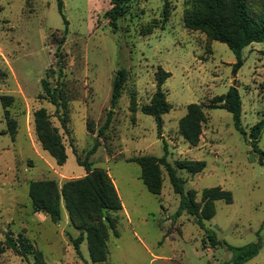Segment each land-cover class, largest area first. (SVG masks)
Wrapping results in <instances>:
<instances>
[{
	"label": "rangeland",
	"instance_id": "rangeland-1",
	"mask_svg": "<svg viewBox=\"0 0 264 264\" xmlns=\"http://www.w3.org/2000/svg\"><path fill=\"white\" fill-rule=\"evenodd\" d=\"M61 1L68 22L65 32L57 0H0V95L11 96L7 109L16 120L13 139L0 133V244L7 231L32 244L22 256L5 248L0 264H236L235 248L256 242V253L241 264H264V165L247 140L249 128L264 116V43L242 48V64L233 74L236 57L225 43L183 26L189 0H131L116 27L106 15L109 0ZM158 66L170 72L161 89L171 104L159 131L154 117L140 111L156 88ZM120 67L126 78L109 125L99 134ZM42 79L56 91L57 111ZM232 84L240 95L246 135L234 128L228 111L204 106L199 141H185L177 121L186 104H207ZM132 97L134 110L129 107ZM39 107L58 128L67 155L63 164H56L36 137L33 112ZM5 128L0 102V131ZM163 143L170 163L205 161L199 172L177 170L184 190H193L199 201L203 188L220 186L231 192V202L215 200L214 214L201 224L185 211L175 215L179 195L164 166L161 191L153 194L139 178V165L127 160L160 156ZM93 145L90 166L107 172L123 204L108 213L106 258L95 263L85 239L75 252L72 239L80 229L71 222L63 200L58 219L52 221L32 210L27 193L32 179L52 178L60 188L63 181L82 176L85 171L75 155L83 159ZM257 145L264 161V127Z\"/></svg>",
	"mask_w": 264,
	"mask_h": 264
},
{
	"label": "trees",
	"instance_id": "trees-1",
	"mask_svg": "<svg viewBox=\"0 0 264 264\" xmlns=\"http://www.w3.org/2000/svg\"><path fill=\"white\" fill-rule=\"evenodd\" d=\"M131 0H109L111 7L106 11L109 23L116 27V21L121 17ZM57 7L64 23V32L67 30V20L61 12L62 1L57 0ZM167 18V11L163 9V18ZM183 26L188 30H199L206 34L207 38L225 43L234 53L236 61L232 64L231 71L236 73L242 64L241 50L253 42L264 43V0H189V7L182 13ZM170 75L169 71L158 66L154 71L156 88L149 101L140 106V111L154 117L157 130L162 126V114L171 108L170 102L166 99L161 85ZM126 78V71L123 67L117 68L114 74L110 95V105L104 123L98 128L102 133L111 120L112 108L120 96ZM42 88L49 101L57 111L58 100L56 91L50 88L47 82L41 80ZM11 96L0 95V102L3 109V117L6 120V128L0 133H8L13 139L16 131V120L9 116L7 106ZM65 107V105H63ZM223 108L231 115L233 126L243 136L246 132L241 125L242 104L237 87L232 84L224 93L215 95L207 104L190 102L186 104L185 113L177 121V131L182 138L191 145L197 144L201 135L202 123L206 119L203 107ZM130 110H134V98L130 99ZM61 125L65 127L64 118H61ZM33 126L36 137L42 148L53 157L56 164H63L66 160V153L61 142L58 128L49 120V114L44 107H39L33 112ZM264 127V116L254 123L248 132L251 148L258 153L259 162L264 165L263 152L257 145L260 131ZM164 153L160 156L152 154L136 155L127 158L128 161L136 162L140 167L139 178L146 189L159 194L162 186L161 165L164 166L172 189L179 195L178 207L175 215L182 211L187 212L195 218L199 224L203 219H209L215 211L214 201L222 199L229 203L232 200L231 192L220 186L205 187L201 191L200 200L195 199V193L191 189L184 190V179L178 175V169L195 173L205 167L202 159H178L170 163L166 159V144L163 143ZM95 150L93 145L85 154L83 159L75 155L76 161L84 168V174L80 177L70 178L62 182L60 188L54 179H32L28 182V197L34 212H44L52 221H56L60 215V199L63 200L68 216L80 229L77 237L72 239V245L76 253H79V244L86 240L90 260L95 262L104 261L107 254L106 221H110L109 212H117L122 208L121 200L116 188L107 172L100 167H91L88 157ZM111 223V222H110ZM112 224V223H111ZM215 244L216 240H211ZM12 248L16 254L24 255L32 244L21 234L12 238L11 232L7 231L4 243L0 244V253L5 248ZM259 245L250 243L241 248H235L238 260L241 264L253 256ZM39 259L41 252L37 250Z\"/></svg>",
	"mask_w": 264,
	"mask_h": 264
},
{
	"label": "crops",
	"instance_id": "crops-1",
	"mask_svg": "<svg viewBox=\"0 0 264 264\" xmlns=\"http://www.w3.org/2000/svg\"><path fill=\"white\" fill-rule=\"evenodd\" d=\"M123 205V204H122Z\"/></svg>",
	"mask_w": 264,
	"mask_h": 264
}]
</instances>
